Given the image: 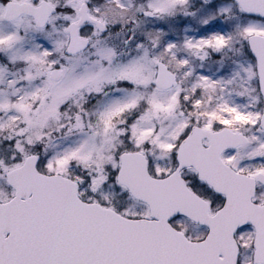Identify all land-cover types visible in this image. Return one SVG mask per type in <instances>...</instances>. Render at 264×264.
Returning <instances> with one entry per match:
<instances>
[{
    "label": "snow or ice",
    "instance_id": "1",
    "mask_svg": "<svg viewBox=\"0 0 264 264\" xmlns=\"http://www.w3.org/2000/svg\"><path fill=\"white\" fill-rule=\"evenodd\" d=\"M0 264H264V0H0Z\"/></svg>",
    "mask_w": 264,
    "mask_h": 264
}]
</instances>
